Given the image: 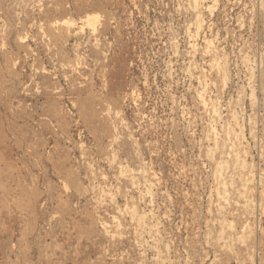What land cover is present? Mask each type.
I'll use <instances>...</instances> for the list:
<instances>
[{"label":"rangeland","instance_id":"rangeland-1","mask_svg":"<svg viewBox=\"0 0 264 264\" xmlns=\"http://www.w3.org/2000/svg\"><path fill=\"white\" fill-rule=\"evenodd\" d=\"M0 264H264V0H0Z\"/></svg>","mask_w":264,"mask_h":264},{"label":"bare ground","instance_id":"bare-ground-1","mask_svg":"<svg viewBox=\"0 0 264 264\" xmlns=\"http://www.w3.org/2000/svg\"><path fill=\"white\" fill-rule=\"evenodd\" d=\"M99 18L98 13H89L85 18L84 22L92 28L93 31L98 29L97 20ZM222 71V70H221Z\"/></svg>","mask_w":264,"mask_h":264}]
</instances>
